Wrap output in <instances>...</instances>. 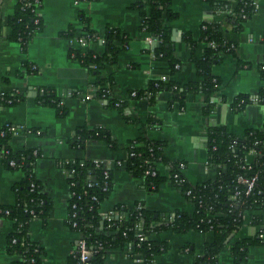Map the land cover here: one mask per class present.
<instances>
[{
    "label": "crops",
    "instance_id": "obj_1",
    "mask_svg": "<svg viewBox=\"0 0 264 264\" xmlns=\"http://www.w3.org/2000/svg\"><path fill=\"white\" fill-rule=\"evenodd\" d=\"M142 0H42L37 14L42 17L44 29L30 43L26 53L20 44L8 39L6 28L0 37V93L20 91L25 98L13 106L0 102V129L6 124L15 125L18 132L10 138L14 151L37 150L35 177L53 210L42 221L31 222L30 235L44 252V264H68L81 234L72 230L68 221L70 187L64 163L74 161H104L113 164V189L101 204L105 215L121 205L134 209L143 204L151 212L169 220L177 212L192 213L193 205L181 190L164 182L158 192H151L146 181L134 177L125 168L116 169L115 163L127 157L132 141L144 139L165 143L164 153L171 161L186 164L184 175L191 184L214 179L216 170L207 165V129L224 126L230 133L243 137L247 130L264 126V107L248 104L234 110L231 102L239 95L257 96L264 88V78L258 68L264 66V0L258 2L254 15L237 30L234 21L229 23L228 11L222 6L230 0H170L171 10L178 16L168 22L174 55L181 68L174 76L168 66L156 60L154 43L141 31V17L131 6ZM145 1V0H143ZM19 0H1V16L6 23L15 13ZM220 23L227 42L236 45L233 54L222 56L214 74L221 88L213 98V111L205 115L207 96L202 92L186 96L185 107L172 101L169 91H160L154 101L134 99L132 92L146 91L152 81L164 78L180 84L201 82L195 65L190 61L191 49L182 41L186 33L197 39L203 24ZM99 37L90 41L85 50L98 55L104 53L101 43L108 28L120 30L128 37L127 47L119 54L116 64L107 65L102 75L114 81L113 98L121 107H113L95 98V76L79 60L70 57L69 51L78 47L85 35V27ZM72 31V37L66 33ZM204 44L199 43L196 56L203 55ZM84 51V50H81ZM34 65L37 73H27L26 64ZM49 89L61 100L65 108L59 117L55 108L42 105L36 92ZM101 128L110 133L116 147L104 140H89L82 147L75 145L78 130ZM34 131H40L38 135ZM163 175L167 168L161 166ZM24 174L10 170L0 163V206L14 205V187L22 183ZM13 224L0 219V264H12L17 257L7 251L8 237ZM258 232L247 221L244 228L231 237L232 242L252 238ZM150 239L167 243L169 250L154 259L155 264H193L205 252V246L214 239L212 232L171 231L153 233ZM188 246V249H185ZM190 251V252H189ZM130 250L109 251L104 264H134ZM220 264H234L229 250L219 256ZM243 264H264V246L250 249V257Z\"/></svg>",
    "mask_w": 264,
    "mask_h": 264
},
{
    "label": "trees",
    "instance_id": "obj_2",
    "mask_svg": "<svg viewBox=\"0 0 264 264\" xmlns=\"http://www.w3.org/2000/svg\"><path fill=\"white\" fill-rule=\"evenodd\" d=\"M36 1L42 4V0H19L14 15L4 23L0 0V37L8 28L10 30L8 39L19 43L23 53L27 52L33 38L44 29L43 19L37 14L39 6ZM205 1L213 3V0ZM255 1L231 0L222 5L226 10H230L231 13L227 16L229 23L234 21L237 30L241 28L243 22L254 15ZM170 7V0H142L131 6L140 13L141 31L155 42L156 60L165 63L170 75L174 76L181 65L174 55L175 45L169 27L165 24V20L170 22L178 16ZM222 26L220 23H205L200 28L199 38L196 39L191 33H186L182 37V41L191 49L190 61L195 65L197 75L202 79L201 82L180 84L170 78L152 81L146 91L136 92L133 98L148 99L151 102L154 101L158 92L169 91L172 94V101L178 102L183 110L188 94L202 92L207 96L204 113L209 115L215 105L212 100L221 88V81L214 74V68L221 63L223 55L233 54L236 49L235 44L226 41ZM66 35L69 38L72 37V31H68ZM84 38L87 41H99V37L87 24ZM102 40L105 42V51L101 55L88 49L81 51L72 47L69 56L79 60L95 76L96 88L109 86L112 91L114 81L104 78L102 72L107 65L117 63L119 54L127 47L128 37L120 30L108 28ZM199 43L204 44L201 57L196 56ZM212 43L216 46H212ZM25 64L27 73L38 72L34 65ZM177 65L179 68H176ZM258 73L264 78V66L258 68ZM36 97L40 104L55 108L59 117L64 116L66 110L59 97L51 90L40 89L36 92ZM257 97L262 99L264 104V88L259 91ZM24 98L25 94L20 91L0 93V102L5 106L16 105ZM96 98L109 106L121 107L120 103L119 106L116 105L118 102L106 91L100 90ZM251 98L252 96L248 94L239 95L231 102L232 109L241 110L250 104ZM14 126L6 124L0 129V154L3 156L0 163L10 170L23 172L24 180L14 187L16 203L0 206V219H6L13 224L14 230L8 237L7 245L8 254L11 257H17L12 264H44V252L31 238L30 226L34 220L45 221L53 210V204L46 197L35 177V162L40 152L37 150L14 151L11 148L10 138L15 134L11 129ZM75 139V145L81 147L89 140H104L110 146L116 147L110 133L101 128L80 129ZM255 142H259V145L255 146ZM134 144L138 146L131 149ZM165 146L163 142L136 139L127 149L128 158L122 162L124 168L134 177L145 179L147 188L151 192H158L161 185L167 181L179 188L186 199L193 204L191 214L177 212L172 221L147 210L143 204L141 205L143 208L139 210L118 205L114 209L118 216H115L110 226L100 213V207L113 189V171L108 185H105L103 166L96 167L92 161L64 163L63 167L68 173L75 169V174H69L68 177L72 195L68 199L67 223L72 230L79 232L81 239L95 251L90 264H104L109 251L128 247L131 248L129 259L133 262L141 257V264H155L156 256L166 253L169 246L167 243L150 239V236L163 231H171L174 234L190 231L214 234L213 241L206 244L204 254L197 257L193 264H220L219 256L225 250H229L234 264L246 262L252 247L264 246V126L260 129L247 130L242 139H237V136L230 133L224 126L208 127V159L209 165L216 167V176L203 183L191 184L184 175L187 167L184 170L180 168L181 164L185 166L186 164L182 161H171L164 153ZM251 149H257L261 153L248 164L245 159ZM132 153L135 156L130 155ZM154 163H160L161 166L166 167L168 175H163ZM81 164L84 165L81 166ZM147 170L157 171V174L146 175ZM240 176L246 179L258 177L254 190L248 196L245 194L246 186L238 183ZM90 180L96 183L91 188L88 187ZM86 190L87 194H85ZM189 191L191 195H187ZM93 197H97L98 201L93 200ZM31 212H34V215ZM248 212L253 213L251 225L258 228L257 234L252 238L232 242L231 237L244 228V216ZM218 214L222 215L218 216ZM74 222L77 223L76 228L72 227ZM140 227L146 236L144 240H140L137 235ZM99 246H102L103 250L99 251ZM185 249H188V246ZM68 264H81L80 254L75 252L70 255Z\"/></svg>",
    "mask_w": 264,
    "mask_h": 264
},
{
    "label": "built area",
    "instance_id": "obj_3",
    "mask_svg": "<svg viewBox=\"0 0 264 264\" xmlns=\"http://www.w3.org/2000/svg\"><path fill=\"white\" fill-rule=\"evenodd\" d=\"M203 1H205V0H203ZM231 1V0H230ZM229 1V2H230ZM259 1H261V0H256L255 1V3H254V5L257 7L258 6V2ZM233 2V1H232ZM36 4L40 7V3H39V1H36ZM38 7V8H39ZM227 13H231L230 11H228ZM205 28V27H204ZM149 41H151V42H153V43H155L154 42V40L150 37L149 39H148ZM90 41H87L84 37H82L80 40H78V49L79 50H85L86 48H87V46H88V43H89ZM101 43L104 45V40H102L101 41ZM212 46H216V44L215 43H212ZM176 68H179V66L177 65L176 66ZM163 80H167V78H164ZM100 90H102V91H106L107 93H109L110 95H111V98H112V91H111V89H110V87L109 86H105V87H102V88H95V93H94V97L96 98L97 97V93L100 91ZM42 92H43V90H42ZM2 93H4V92H2ZM131 96L132 97H135L136 96V92H132V94H131ZM250 104H256V105H261V106H263L264 107V104L262 103V99H260L259 97H257V96H252V98L250 99ZM116 105L117 106H119V103H116ZM12 131H14L15 133H17L18 132V128L17 127H12V129H11ZM36 134H38V135H40L41 133L38 131V132H36ZM238 138H240V139H242L243 137H238L237 136V139ZM259 145V142H255V146H258ZM138 146V144H134V145H132L131 146V149H133V148H136ZM215 149V148H214ZM261 153V151H259V150H257V149H251L248 153H247V156H246V159H245V162H247L248 164L249 163H252L253 161H254V159H255V157L257 156V155H259ZM130 155H134L135 156V154L134 153H132V154H130ZM128 156H129V151L127 150V157L124 159V160H126L127 158H128ZM3 156L0 154V159L2 158ZM124 160H120V161H118V162H116L115 163V167H119V168H124V166H123V162L122 161H124ZM75 162V161H74ZM74 162H67V163H74ZM93 163H94V165L96 166V167H101V166H103V177H104V180H105V185H108V182L110 181V179H111V174H112V171H113V164H111V163H107V162H104V161H99V160H95V161H92ZM12 165H14V163H11ZM84 164H81V166H83ZM154 165L159 169V170H161L160 168H161V165H160V163H154ZM207 165L208 166H210L209 165V159H208V161H207ZM212 167V166H211ZM180 168H181V170H184L185 168H186V166L184 165V164H181V166H180ZM215 170H216V167H213ZM157 171H153V172H151L150 170H147L146 171V175H149L150 173L152 174V176H155L157 173H156ZM66 174H67V176L69 177V174H71V175H73V174H75V169H73V170H71V172L70 173H68L67 171H66ZM257 180H258V177L257 176H255V177H252L251 179H246V178H244V177H242V176H240L239 178H238V183L239 184H243V185H245L246 186V192H245V194L248 196V195H250L251 193H252V191L254 190V188H255V186H256V182H257ZM96 185V183L93 181V180H90L89 182H88V187L89 188H91V187H93V186H95ZM32 187H34V186H32ZM88 193V191L86 190L85 191V194H87ZM239 193L237 192V195H238ZM70 195H72L71 194V192H70ZM187 195H191V191H189L188 193H187ZM93 200H95V201H98V199H97V197H93ZM191 203V202H190ZM192 204V203H191ZM142 204H140V205H138L137 207H135L134 209L135 210H139V209H142L143 207L141 206ZM193 205V204H192ZM31 214H33L34 215V212H31ZM222 214H218V216H221ZM115 216H118V213L117 212H115L114 210L113 211H111V212H109V213H107V214H105V215H103V217H104V220L105 221H107L109 224H110V226L112 225V222L114 221V219H115ZM252 216H253V213L252 212H248L245 216H244V220H245V224H246V222L247 221H250V223L252 222ZM35 217V216H34ZM174 217H175V215L174 216H172V217H170L169 218V221H172L173 219H174ZM73 226V228H76L77 227V223L76 222H74L73 224H72ZM137 227H139V226H137ZM199 233H203V232H199ZM138 238L140 239V240H144V239H146V236H145V234L143 233V231H142V228L140 227V229L138 230ZM128 249L131 251V248L130 247H128ZM98 250L99 251H101V250H103V247L102 246H99V248H98ZM79 253L80 254V263L81 264H90V261L93 259V257H94V253H95V251L92 249V248H90L88 245H87V243H86V241L85 240H83V239H80L79 241H78V243H77V245H76V247H75V249L72 251V253H71V255L72 254H74V253ZM142 263V259H141V257L139 258H137L136 260H134V264H141Z\"/></svg>",
    "mask_w": 264,
    "mask_h": 264
}]
</instances>
